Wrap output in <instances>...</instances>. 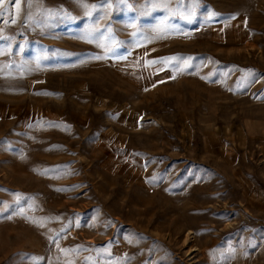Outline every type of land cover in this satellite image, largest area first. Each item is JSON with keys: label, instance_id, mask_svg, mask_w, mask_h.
<instances>
[{"label": "rangeland", "instance_id": "obj_1", "mask_svg": "<svg viewBox=\"0 0 264 264\" xmlns=\"http://www.w3.org/2000/svg\"><path fill=\"white\" fill-rule=\"evenodd\" d=\"M0 264H264V0H0Z\"/></svg>", "mask_w": 264, "mask_h": 264}, {"label": "snow or ice", "instance_id": "obj_2", "mask_svg": "<svg viewBox=\"0 0 264 264\" xmlns=\"http://www.w3.org/2000/svg\"><path fill=\"white\" fill-rule=\"evenodd\" d=\"M17 6H19V0H16Z\"/></svg>", "mask_w": 264, "mask_h": 264}]
</instances>
